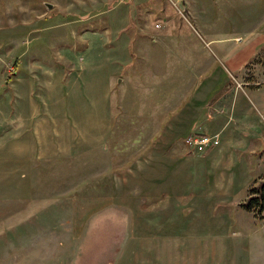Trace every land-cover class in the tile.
Segmentation results:
<instances>
[{"label":"rangeland","instance_id":"rangeland-1","mask_svg":"<svg viewBox=\"0 0 264 264\" xmlns=\"http://www.w3.org/2000/svg\"><path fill=\"white\" fill-rule=\"evenodd\" d=\"M12 73L76 158L0 166V264H264V211L240 206L264 151L201 110L224 78L264 79V0H0V92ZM194 133L217 145L190 153Z\"/></svg>","mask_w":264,"mask_h":264},{"label":"crops","instance_id":"crops-1","mask_svg":"<svg viewBox=\"0 0 264 264\" xmlns=\"http://www.w3.org/2000/svg\"><path fill=\"white\" fill-rule=\"evenodd\" d=\"M126 59L128 64L130 65L129 57ZM242 60L244 61V58L236 64L237 67H233L235 68V71H237V68L239 67V65H241ZM14 75L15 74L12 73V80L6 82V86H2L1 89L3 90L0 92V148L9 151L8 154H3L0 152V166L3 167L9 162H14L17 165V168H19L20 172L21 170L29 172L30 170L33 171L32 167L34 163L31 168H29L28 164H30L34 160H37L38 162H49L53 160L54 157L56 159L59 158L58 160L67 159L71 156H73V158H76L74 156V153L70 150L64 149L63 145L60 144V148L55 145V135H52L53 137L49 136L51 125L49 120L47 119V116L42 113V111H40V104H35V106L33 104V98L35 96L33 95L34 92L32 87H29L27 85L25 87L24 93L22 95H19L16 90L18 88V85H15L18 79H16L17 76L13 77ZM209 77H206L203 81L198 83V86L195 88L196 90L193 91V96L199 93L198 91H200L202 84ZM222 81L221 82L223 84L219 86L216 93H214L215 91L213 92L211 89H209L207 92H204L206 88H204V90L202 91V96L204 97V99H202V101L204 102L201 104V110H203L202 115L204 116V126L202 129H207L209 127L211 128L212 126L218 128L219 131L225 132V130L229 128V125L226 124V120L220 119V116H223L226 112H229L231 110V124H233L234 126H231V131H228L229 137L235 138L241 136L244 139H250L251 142H253V145L249 148V154L251 155L258 153L261 148L264 151V90H260V88L264 86V79H260V82L254 85L255 87L251 86L249 88V90H254L251 94V97L256 105V111L253 108L251 109L247 107V113L250 114L249 119L251 121H249L250 124H244L242 126L235 125L234 121L236 120L234 118H242L241 114H239V109L242 108V106L246 105L245 95L248 94L249 90L246 93V91L241 87L238 88L234 86H226L225 84L226 82H228L227 79L224 78V80ZM211 91L213 92V95H211ZM210 96H213L212 99L209 98ZM21 98H24L26 100L29 109L26 105L24 111L17 110V103ZM178 99H180V97ZM226 103H228L229 105L225 109ZM209 108L212 110L211 113H209ZM167 112L169 113L171 120L172 116L177 114L178 110H176L175 106H172L167 110ZM211 115H213V119H211ZM237 120H240V118H238ZM243 122L246 123L245 121ZM197 124L198 123H196V121L191 122V132L200 130L199 126L196 127ZM211 151L212 149L207 151V154L211 155ZM218 151L219 150L214 153H217ZM153 152L156 153V155L161 156L160 150H155ZM144 166L145 165H143V167L141 168L144 169ZM152 166L153 168H155V165ZM108 168L110 167H106L104 174L105 176L101 180V182H106L107 180H112L114 182L113 175H111V170L110 173L106 172L108 171ZM149 168L152 167L148 166L144 170ZM153 171L157 170L153 169ZM17 172L18 170H16V173ZM97 182L98 180L94 183L97 185ZM110 195H112V193Z\"/></svg>","mask_w":264,"mask_h":264},{"label":"trees","instance_id":"trees-1","mask_svg":"<svg viewBox=\"0 0 264 264\" xmlns=\"http://www.w3.org/2000/svg\"><path fill=\"white\" fill-rule=\"evenodd\" d=\"M247 192V196L240 206L257 220H261V213L264 211V177L256 180V183L248 188Z\"/></svg>","mask_w":264,"mask_h":264},{"label":"built area","instance_id":"built-area-1","mask_svg":"<svg viewBox=\"0 0 264 264\" xmlns=\"http://www.w3.org/2000/svg\"><path fill=\"white\" fill-rule=\"evenodd\" d=\"M217 145V139L206 133H194L183 139L184 148L190 153H204Z\"/></svg>","mask_w":264,"mask_h":264},{"label":"water","instance_id":"water-1","mask_svg":"<svg viewBox=\"0 0 264 264\" xmlns=\"http://www.w3.org/2000/svg\"><path fill=\"white\" fill-rule=\"evenodd\" d=\"M47 8L50 9V5L47 4Z\"/></svg>","mask_w":264,"mask_h":264}]
</instances>
